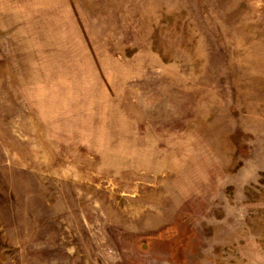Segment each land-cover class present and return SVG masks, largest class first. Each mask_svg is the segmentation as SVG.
I'll use <instances>...</instances> for the list:
<instances>
[{
	"label": "rangeland",
	"instance_id": "obj_1",
	"mask_svg": "<svg viewBox=\"0 0 264 264\" xmlns=\"http://www.w3.org/2000/svg\"><path fill=\"white\" fill-rule=\"evenodd\" d=\"M0 264H264V0H0Z\"/></svg>",
	"mask_w": 264,
	"mask_h": 264
}]
</instances>
